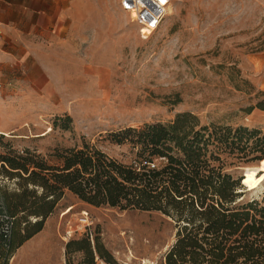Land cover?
Instances as JSON below:
<instances>
[{
    "label": "rangeland",
    "instance_id": "obj_1",
    "mask_svg": "<svg viewBox=\"0 0 264 264\" xmlns=\"http://www.w3.org/2000/svg\"><path fill=\"white\" fill-rule=\"evenodd\" d=\"M182 111L200 124L259 129L250 142L262 135L264 0H171L146 37L119 0H0V133L17 149L44 153L85 139L132 163L135 148L112 132ZM65 115L70 127L53 128ZM261 154L224 158V170L241 177L246 169L245 198L264 195V183L246 187L262 174ZM1 184L11 190L15 178L0 175ZM20 221L15 243L30 227ZM176 230L161 211L92 205L67 191L8 264H66L65 242L86 231L99 234L116 264H166ZM82 259L69 255L73 264ZM95 264L108 263L96 257Z\"/></svg>",
    "mask_w": 264,
    "mask_h": 264
},
{
    "label": "trees",
    "instance_id": "obj_2",
    "mask_svg": "<svg viewBox=\"0 0 264 264\" xmlns=\"http://www.w3.org/2000/svg\"><path fill=\"white\" fill-rule=\"evenodd\" d=\"M70 121L69 115L56 116L53 128L66 129ZM259 133L243 125L200 124L196 114L182 111L168 121L112 132L116 142L135 148L132 163L85 139L42 153L28 146L17 149L11 136L0 133V175L15 178L16 184L11 190L0 186V213L12 221L9 235L0 234V264H8L15 246L42 228L67 191L92 205L170 216L177 230L164 255L166 264H264V195L243 197L242 178L224 170L227 156L259 150L264 158V132L250 142ZM30 215L40 218L30 223ZM20 219L30 227L15 243L12 233ZM64 246L66 264H73L69 255L74 252L82 253L85 264H95L96 257L116 264L99 234L86 231Z\"/></svg>",
    "mask_w": 264,
    "mask_h": 264
},
{
    "label": "built area",
    "instance_id": "obj_3",
    "mask_svg": "<svg viewBox=\"0 0 264 264\" xmlns=\"http://www.w3.org/2000/svg\"><path fill=\"white\" fill-rule=\"evenodd\" d=\"M171 0H119V6L127 12L138 25L142 37L159 27L169 12ZM86 220V217L83 218ZM11 217L5 212L0 213V234L8 236L11 231ZM11 259V256L9 260Z\"/></svg>",
    "mask_w": 264,
    "mask_h": 264
},
{
    "label": "bare ground",
    "instance_id": "obj_4",
    "mask_svg": "<svg viewBox=\"0 0 264 264\" xmlns=\"http://www.w3.org/2000/svg\"><path fill=\"white\" fill-rule=\"evenodd\" d=\"M147 36H148V35H147ZM262 159H264V158H262ZM262 159H261V160H262ZM261 160H260V161H261ZM258 165H260V162H259ZM257 169L260 170V171H262V174H261L259 177H257V178L253 181V183H252L251 186L247 187V188H249V189H251V190L261 188V186H262L263 183H264V167H257ZM243 172H244V173H243L242 176H241L242 180H243V177L246 175V169H244ZM242 184H243V183H242Z\"/></svg>",
    "mask_w": 264,
    "mask_h": 264
},
{
    "label": "crops",
    "instance_id": "obj_5",
    "mask_svg": "<svg viewBox=\"0 0 264 264\" xmlns=\"http://www.w3.org/2000/svg\"><path fill=\"white\" fill-rule=\"evenodd\" d=\"M2 53H5V51L4 52H2ZM6 55V54H5ZM2 57H4V56H2ZM11 260V259H10ZM15 262H16V259L14 258V262H13V264H15Z\"/></svg>",
    "mask_w": 264,
    "mask_h": 264
},
{
    "label": "water",
    "instance_id": "obj_6",
    "mask_svg": "<svg viewBox=\"0 0 264 264\" xmlns=\"http://www.w3.org/2000/svg\"><path fill=\"white\" fill-rule=\"evenodd\" d=\"M264 157V156H263ZM261 159V158H260ZM244 172L242 171V174H243ZM242 176V175H241Z\"/></svg>",
    "mask_w": 264,
    "mask_h": 264
}]
</instances>
